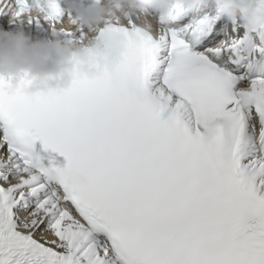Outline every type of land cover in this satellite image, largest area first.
<instances>
[{
    "label": "snow or ice",
    "instance_id": "snow-or-ice-1",
    "mask_svg": "<svg viewBox=\"0 0 264 264\" xmlns=\"http://www.w3.org/2000/svg\"><path fill=\"white\" fill-rule=\"evenodd\" d=\"M101 39L102 78L0 80V264H264V0L243 26L208 4Z\"/></svg>",
    "mask_w": 264,
    "mask_h": 264
},
{
    "label": "clouds",
    "instance_id": "clouds-1",
    "mask_svg": "<svg viewBox=\"0 0 264 264\" xmlns=\"http://www.w3.org/2000/svg\"><path fill=\"white\" fill-rule=\"evenodd\" d=\"M208 4L213 11H220L230 27L237 23L243 26L257 8V0H67L65 15L50 25V39L34 38L19 27H0V80L10 90L24 84V91L34 96L64 92L79 80H96L105 75L103 57L94 55L104 47V29L135 24L151 32L159 21L173 23L181 10ZM41 5L42 0H30L26 11L18 16L15 6L8 7L3 0L0 15L10 14V22L16 25L49 21ZM61 8L64 10L62 5ZM79 32L83 35L75 39L67 35Z\"/></svg>",
    "mask_w": 264,
    "mask_h": 264
}]
</instances>
